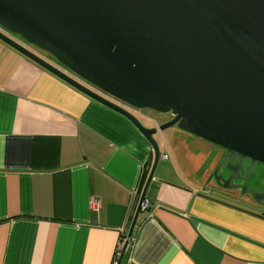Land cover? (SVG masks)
I'll list each match as a JSON object with an SVG mask.
<instances>
[{
  "label": "crops",
  "instance_id": "0c3cea01",
  "mask_svg": "<svg viewBox=\"0 0 264 264\" xmlns=\"http://www.w3.org/2000/svg\"><path fill=\"white\" fill-rule=\"evenodd\" d=\"M169 129L128 237L153 149L0 40V264H112L127 237L118 264H264V207L207 184L221 150Z\"/></svg>",
  "mask_w": 264,
  "mask_h": 264
},
{
  "label": "water",
  "instance_id": "95a60500",
  "mask_svg": "<svg viewBox=\"0 0 264 264\" xmlns=\"http://www.w3.org/2000/svg\"><path fill=\"white\" fill-rule=\"evenodd\" d=\"M0 40L125 116L153 149L128 237L159 157L153 135L172 126L223 148L207 184L264 207V189L249 186L264 165V0H0ZM141 109L170 118L148 128Z\"/></svg>",
  "mask_w": 264,
  "mask_h": 264
},
{
  "label": "built area",
  "instance_id": "2783aa9c",
  "mask_svg": "<svg viewBox=\"0 0 264 264\" xmlns=\"http://www.w3.org/2000/svg\"><path fill=\"white\" fill-rule=\"evenodd\" d=\"M3 31H6L5 29H3ZM14 41H17L18 43L24 45L26 48H29L30 49V45L26 44L22 39H16L14 38L13 36L11 37ZM30 46V47H29ZM34 49V47H31ZM32 50V49H31ZM57 68L59 70H61L64 74H67L68 76L72 77L73 79L77 80L79 83H81L82 85H85L87 88H89L90 90H92L93 92L101 95L102 97H104L105 99L119 105V106H122V103L121 101H119L118 99H115L113 98L112 96L98 90L97 88L93 87L91 84L83 81L82 79H79L78 77L74 76L68 69H66L64 66L62 65H59V64H56ZM166 157V156H164ZM148 207V202L145 200L142 202L141 204V208L144 210L145 208ZM120 253H121V250L118 248L113 256V260H112V264H117L118 263V258L120 257Z\"/></svg>",
  "mask_w": 264,
  "mask_h": 264
},
{
  "label": "rangeland",
  "instance_id": "374dc122",
  "mask_svg": "<svg viewBox=\"0 0 264 264\" xmlns=\"http://www.w3.org/2000/svg\"><path fill=\"white\" fill-rule=\"evenodd\" d=\"M34 49L38 53L47 55L45 52H43L42 50H40L36 47H34ZM135 116L140 120L141 123H144L146 125L148 123H153L152 121H154V122L157 121L159 123H162L163 121L166 120L164 118L167 116V114L158 113V112H155V111L150 110V109H141V110H139L138 113H135ZM173 127H175V126H173ZM169 128H171V127H169ZM169 128L164 129V130H168ZM164 130H162L160 132H164ZM258 171H259L258 174H264V167L259 168Z\"/></svg>",
  "mask_w": 264,
  "mask_h": 264
},
{
  "label": "flooded vegetation",
  "instance_id": "af4514ba",
  "mask_svg": "<svg viewBox=\"0 0 264 264\" xmlns=\"http://www.w3.org/2000/svg\"><path fill=\"white\" fill-rule=\"evenodd\" d=\"M216 146V145H215ZM218 149H220L221 150V156H222V154H223V152H224V150H223V148H220L219 146H216ZM221 158V157H220ZM219 158V159H220ZM261 167H264V165H262V164H260L259 166H258V168L256 169V171L253 173V174H251V177H250V179H249V186H251V187H254V188H260V189H264V174H258L259 173V168H261ZM229 173V170L227 169V170H225L224 172H223V175H227ZM246 174V172H245V170H244V167L241 169V172L239 173V175H240V177H243L244 175ZM241 181L240 180H234V184H238V183H240ZM222 190H224V189H222ZM236 189H230V190H227L228 192H234ZM238 193H239V189H237L236 190ZM243 196H246L247 197V195H243Z\"/></svg>",
  "mask_w": 264,
  "mask_h": 264
}]
</instances>
